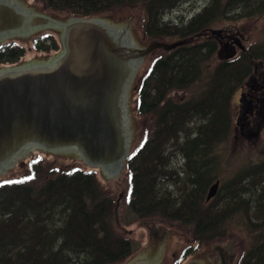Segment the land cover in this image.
I'll return each mask as SVG.
<instances>
[{"label":"trees","instance_id":"obj_1","mask_svg":"<svg viewBox=\"0 0 264 264\" xmlns=\"http://www.w3.org/2000/svg\"><path fill=\"white\" fill-rule=\"evenodd\" d=\"M35 1L63 19L139 6L146 37L180 42L168 51L161 49L141 75L136 103L147 121V135L127 159L126 207L138 219L162 218L187 226L193 239L203 242L224 236L234 221L251 237L236 264H264V203L260 208L246 206L243 199L256 177L264 180V132L249 133L252 137L246 136L242 145L255 160L225 170L240 148L236 138L241 140L234 128V94L254 75L255 65L264 74V37L213 64L217 42L205 31L211 22L264 20V0H213L206 12L183 26L164 19L179 0ZM31 47L55 53L58 35L40 34ZM24 55L21 43L9 41L0 46V66L18 63ZM42 162L30 161L28 181L0 178V264L128 260L133 254L130 239L113 228L116 204L95 174L76 165L46 167ZM216 180L218 189L206 201ZM261 187L254 199L264 197Z\"/></svg>","mask_w":264,"mask_h":264},{"label":"water","instance_id":"obj_2","mask_svg":"<svg viewBox=\"0 0 264 264\" xmlns=\"http://www.w3.org/2000/svg\"><path fill=\"white\" fill-rule=\"evenodd\" d=\"M51 28L59 31L61 50L51 59L0 68V175L37 148L74 151L106 175L119 174L128 156L131 128L128 95L148 51L128 28L101 18L64 21L37 13L15 0H0V41ZM220 45L218 60L244 50L240 38ZM256 78L260 77L255 66ZM237 124L256 105L239 98ZM212 184L206 200L214 196ZM158 243L147 244V230L136 254L123 264H157ZM185 264H203L192 260ZM223 264L225 262L223 261Z\"/></svg>","mask_w":264,"mask_h":264},{"label":"rangeland","instance_id":"obj_3","mask_svg":"<svg viewBox=\"0 0 264 264\" xmlns=\"http://www.w3.org/2000/svg\"><path fill=\"white\" fill-rule=\"evenodd\" d=\"M15 1L32 8L37 13L45 14L54 19H63L62 17H59L60 15L58 13L47 9L43 4L35 0ZM181 6L182 4L176 6V10H173L172 12L169 11L172 17L178 14L174 12L179 11ZM99 17L112 25L120 27L126 26L128 30L131 31L133 41L139 44L142 49H149V46L152 47L156 44H168V41H175V39H155L146 37L141 28V23L145 20V15L139 6L123 7L117 11L105 13ZM232 23L233 24L222 21L210 25V29H212L214 37L217 36L216 33H219L220 30L226 31V29H231V33L237 32L244 37V44L246 46L249 45V43L264 37V20L261 18L252 21L245 19ZM56 32V30L54 31L49 28H44L28 35L9 38V41H18L25 48V55L18 63L46 61L53 56L54 53L32 49L31 42L33 38L40 34L51 33L53 35H58V32ZM161 49L162 48L160 47H156L153 51H148L149 53L146 54L127 97V110L132 134L130 145L131 150L137 147L141 140L147 135V121L145 117L139 115L136 109V91L140 82V76L147 71V68H149L152 62L162 53ZM214 62L215 60L213 61V64ZM210 66L212 67V65ZM252 77H254L255 81H258L255 74ZM245 90V87L240 89L241 92H246ZM240 91H237V94H235L234 97V109L236 110L234 123L237 121L236 119L238 118L240 110ZM242 122H244V120ZM242 126L243 125L235 124L236 136L240 135L241 137V140L236 138L238 139V144L240 143V148L236 147V155L227 163L226 171H230L233 167L237 168V165L245 160H255L254 155L248 153V149L247 152L245 150L242 151V145L246 146L244 142L248 141L246 140L247 137H252L249 136L251 130H248V133L246 131L242 133L240 132L243 129ZM262 126L263 124H258L257 128L254 127L253 133L259 135L262 134L264 132V126ZM35 157H37V161L42 159V163H44L46 167L76 165L82 171L93 172L95 174L99 185L111 196L115 204L117 202L111 219L112 225L118 233L125 235L130 239L131 247L134 250L132 255L137 253L146 230L147 244L156 242L159 245L161 259L157 264H184L190 260H195L203 264H217L219 262L223 264V261L225 264H236L244 250H247L249 247L248 245L251 242L250 234L242 228L243 225L240 226L232 220V222H230L229 230L225 232L224 236L203 242L193 240L187 226L178 225L175 222L162 218L138 219L125 207L124 200L128 191V172L124 169L125 166L120 169L119 174L106 175L101 172L99 168L86 165L74 151L46 152L41 149L33 150L30 152V155L18 159L16 161V166L1 175V178L3 180L17 179L28 181L33 170L28 159H34ZM45 175L46 173L43 172L38 176L42 178V176ZM182 252H185L183 257Z\"/></svg>","mask_w":264,"mask_h":264},{"label":"flooded vegetation","instance_id":"obj_4","mask_svg":"<svg viewBox=\"0 0 264 264\" xmlns=\"http://www.w3.org/2000/svg\"><path fill=\"white\" fill-rule=\"evenodd\" d=\"M212 2L213 0H179V3H181L182 6L180 10L177 11L178 14L174 16L173 19L182 26L186 25L190 20L204 13V11H206V9L211 6ZM181 4H179V6ZM210 25H214V22L209 23V26L205 28V31L207 33H212V29H210L211 27ZM231 31H232L231 29L230 30L226 29V31L220 30V32L217 34L218 36L214 37V40L219 45L220 43L226 40L227 35L233 34L231 33ZM244 87L246 88L245 94L247 98L250 99L252 103L256 104V109L252 114H248L245 116L242 126L243 129L240 131L241 133L244 131L247 132L248 130L254 132V127L257 128L258 124H263L264 126V77H261L257 83L254 80H252V82H248V84H246V86ZM256 178H257V182L253 187H250L247 190L250 193L244 195L243 199L246 206L252 205V207H254L255 204L258 205V207L260 208L264 203L263 201L264 197L263 196L261 197L260 195L259 201L257 203H254V196L262 192L261 184L259 183L260 177H256ZM259 217L261 218V216ZM256 221H261V219L260 220L256 219ZM258 226L259 225L255 227ZM218 264H222V263L219 262Z\"/></svg>","mask_w":264,"mask_h":264},{"label":"bare ground","instance_id":"obj_5","mask_svg":"<svg viewBox=\"0 0 264 264\" xmlns=\"http://www.w3.org/2000/svg\"><path fill=\"white\" fill-rule=\"evenodd\" d=\"M204 12H206V11H204ZM262 72V71H261ZM260 184H261V186H264V180L263 181H261V182H259ZM262 188V187H261ZM259 200H257V199H254V203H257Z\"/></svg>","mask_w":264,"mask_h":264}]
</instances>
